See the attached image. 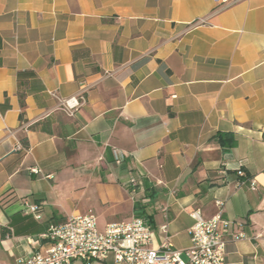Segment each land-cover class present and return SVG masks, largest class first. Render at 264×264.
I'll return each instance as SVG.
<instances>
[{"label":"crops","instance_id":"0c3cea01","mask_svg":"<svg viewBox=\"0 0 264 264\" xmlns=\"http://www.w3.org/2000/svg\"><path fill=\"white\" fill-rule=\"evenodd\" d=\"M215 8L0 0V264H22L50 224L88 211L102 228L145 218L155 247L166 223L186 249L191 214L211 217L216 201L226 264H264V0ZM79 93L69 115L58 99Z\"/></svg>","mask_w":264,"mask_h":264},{"label":"built area","instance_id":"2783aa9c","mask_svg":"<svg viewBox=\"0 0 264 264\" xmlns=\"http://www.w3.org/2000/svg\"><path fill=\"white\" fill-rule=\"evenodd\" d=\"M234 1V0H233ZM232 0H215L216 10L229 6ZM204 23L203 20L193 24ZM59 105L69 115H73L84 101L82 94L69 99H58ZM18 143L15 150L23 151ZM123 155L115 154V162L120 163ZM31 173H39L35 165L29 168ZM244 176L242 169L237 170ZM135 186L136 181L130 180ZM255 182L250 180V185ZM218 211L209 218L192 213L194 223L187 230L191 245L186 249L174 247L168 234L167 224L157 227L160 235L155 247V229L143 217L133 216L128 220L106 224L98 229L97 219L92 211L68 216L64 221L50 224L41 236L49 244L42 251H36L23 259L22 264H72L76 260L85 264L93 262L111 264H226V235L230 221L222 216L220 201H216ZM25 213L40 218V206L37 203L22 201ZM233 237L239 238L240 234Z\"/></svg>","mask_w":264,"mask_h":264},{"label":"trees","instance_id":"16d2710c","mask_svg":"<svg viewBox=\"0 0 264 264\" xmlns=\"http://www.w3.org/2000/svg\"><path fill=\"white\" fill-rule=\"evenodd\" d=\"M226 140H227V139H226ZM220 141L224 143L225 138H223V137L220 136ZM23 145L27 146V144H26L24 141H23ZM226 145L229 146V147H231V146L234 145V141H232V140H231V141H227V142H226Z\"/></svg>","mask_w":264,"mask_h":264},{"label":"rangeland","instance_id":"374dc122","mask_svg":"<svg viewBox=\"0 0 264 264\" xmlns=\"http://www.w3.org/2000/svg\"><path fill=\"white\" fill-rule=\"evenodd\" d=\"M98 229H99V230H101V229H102V227H99V226H98ZM93 264H95V263H93Z\"/></svg>","mask_w":264,"mask_h":264}]
</instances>
